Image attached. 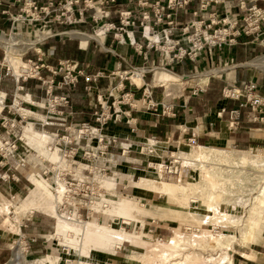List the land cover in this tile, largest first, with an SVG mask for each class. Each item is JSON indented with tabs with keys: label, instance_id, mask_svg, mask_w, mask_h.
<instances>
[{
	"label": "rangeland",
	"instance_id": "obj_1",
	"mask_svg": "<svg viewBox=\"0 0 264 264\" xmlns=\"http://www.w3.org/2000/svg\"><path fill=\"white\" fill-rule=\"evenodd\" d=\"M14 1H15L14 4L17 7H19L20 10L16 13L14 12L8 13L9 20L4 25V27L0 29V33L3 32L4 34V38L0 40V46L5 45L8 48L7 50L8 55L6 57V61L4 62L5 53L3 51V48L0 47V52L1 51L3 52V56L1 58V64H0V69H1L0 71L3 72V78L0 84V91L7 93L6 105H8L6 108L7 109L6 114L5 112L3 114H0V141H1L0 168H2L0 169V239L3 241L2 242L3 246L2 248H0V253L2 249L6 250V252L3 255V258L6 256V259L3 263L1 262L0 264H13L12 258L14 257V253L18 246L22 247L21 251H22V258L24 264H39L36 259L41 258L45 255L48 256H45L40 260L42 264L45 262H50L49 261L50 259L56 261L57 264H76V259H78L79 257L80 248L78 246L77 248H73V247L69 248L64 244L60 243V239L55 233L56 219L54 213L52 212L53 210L57 209L56 211L62 214L61 212H66L69 209H73V207L69 206L67 203L62 206L61 212L58 211L57 200L51 196H47V194L44 193L45 192L44 190L36 191V196H35L36 200L40 201L41 199L43 203L42 206L43 208L41 210L39 211L33 210L32 212L30 208L23 207V204L30 200L28 197L31 195L32 190L36 188L34 180L41 179V177L37 175V172L35 174L33 173V171H37L39 169V165H37L39 164L38 162L39 161L42 162V160H40L37 156L38 155H40L41 157L45 156V154L41 153L39 145L33 140H30L29 138L27 141L30 146L27 147V144L24 141L22 142L24 146H21L20 138L23 136L25 127L30 125L29 123L32 122L36 128L35 129L36 131L40 133H45L46 131H48L45 133L47 135L49 132L50 133L59 132L60 135H63L65 134V130H64L65 127L60 125V123H62V120L58 119L59 116L57 114L48 111L49 104L47 103V101L45 102L44 100H42L44 97L39 99L34 98L35 103H33L29 99H26L27 96L29 97V94L26 93V90H24V88H22L21 85H19L16 82L17 73L19 74L23 73L24 75L33 73L31 65L27 63L28 59L24 58V62L26 63L27 67L25 66L24 62L23 65H19L20 67L18 70L22 68L24 69V70L22 69L21 72H18V70L12 64L10 59L11 57L13 56L15 57L17 55L21 57L22 54L21 51L25 50V49L22 50L19 49L18 44H23V48H27V49L32 46L36 48H40L39 47L40 44L43 45L45 42L51 40V42H54L57 45V50H58L57 54L60 57L58 59L57 64L59 65V62L62 61L61 64H63L62 66L64 67L63 72H65L68 67V62L63 63L66 59H61L64 58L62 57L63 56L62 52L65 48L64 45L71 43L70 44L71 46L76 44L78 47L79 46L82 47L81 41L73 37L72 34H70L69 32L73 30H77L94 35V38L91 39L95 41L98 47H102L103 42L105 40L104 37H106V34L104 33H109L108 28L112 24L108 22L107 18L109 16V11L107 8L104 7V5H106L108 2L112 3L113 0H53V4H51L49 8L47 3L48 1L51 0H47V3L43 6V8L38 7L37 10L34 7L33 8L29 7L28 0H14ZM82 2L84 4L83 7L80 5ZM237 3L238 0H233L232 9L234 8L239 9ZM87 10H89L88 11L89 16L86 15L85 11ZM186 13L187 12H184L185 15ZM19 14H22V16H20ZM233 15L237 16L238 12H234ZM85 21L93 22V24L88 28L87 31L82 27H80L81 23H84ZM53 22H57L60 25H57L56 27L53 28L52 27ZM125 30L122 31L121 29H116V28L112 30L114 31V39L116 40L115 48H118L117 45H120L118 49H114L115 51L111 52L115 57H119L118 54L127 57L124 48H128V47H131L132 49L135 48V46L133 48V46L130 45L131 42L129 40L127 41L124 40L123 34H127L125 32L129 31L128 28ZM258 38L259 36H256L254 42H252L248 47L247 55L253 56L249 60H253L258 56L261 57L264 56V40ZM8 41L9 42L12 41L13 43L12 42L8 43ZM35 43H37V45ZM146 43H147V39H146ZM10 45L11 46L14 45V46L9 48ZM166 46L167 45H164L163 48L166 49ZM85 48H87V46ZM136 49L140 51V56L139 55L138 56L141 57L142 55L144 57L145 52H142L143 49L139 47H137ZM26 50L23 52L25 53ZM220 51H224V49ZM161 53H162V57H164V62L166 64L167 63L166 53L165 51H162ZM48 56L49 54L46 53L44 58ZM202 58H203L202 61H200V63L197 64L198 66L192 70V73H189V75H194V76L200 75L199 80L202 77V74H204L205 72L216 71L212 73L214 74L220 71L219 68H227L226 70H223L221 73H219L220 76L218 75L212 78L210 76L211 79L214 78L216 79L217 82H222V79H226L227 73L236 69L234 65H238V63L236 62L233 63L231 62V55L228 52V49L225 51V53L224 52L219 53V51L213 50L208 56H204ZM130 63L132 65V67L129 68L130 73L127 75L123 74L124 77L131 76V73L133 75L134 71H137L138 72L137 74H140L138 68H142V69L147 68L148 71L144 75H146V77L148 76L150 77V80H147L149 81L148 83L151 85H158L154 83L153 78H154V74H156L157 71L160 70V68L164 69L163 67L164 63L162 60L159 61L157 65H154V63L144 64V62L140 58H137ZM170 66L171 65L166 64L165 68L168 69ZM157 67H159V69H157ZM245 67H246L244 71L245 77L250 78V76H252L254 73H256V75L258 73H262L261 77H264L263 69H258L257 67L250 65H247ZM85 69L91 71L93 69L92 64H90L89 62L86 63ZM123 71L124 68L121 69L116 68L113 71L104 72L102 76H104L105 74L104 77H109L110 75L109 79L114 80L115 77L120 78L121 77L119 76L121 74L120 72ZM186 78L188 77L186 76ZM197 79L198 77L189 78L185 80L187 82H185L184 84L180 86H174V88L171 87L172 90L169 92L171 93L169 95H167L168 88L166 86L158 85L159 89H161L158 95L161 100L163 99L170 100L172 98H176L183 91L184 87H188V85L191 88H199L197 85L198 84ZM125 81H128L129 83L130 82L133 83V80L129 78H125ZM113 85L114 86H112L111 84L110 88L118 86L119 82L118 83L116 82ZM133 85L135 86V84ZM262 85L264 89V83ZM201 86H204V84H202ZM45 87H47V84L40 83L33 90V92L35 91L37 92V90L41 91V89L45 91ZM144 87L146 89L145 93H148L149 85H145ZM37 94L38 96H41V92L40 93L37 92ZM122 97L121 99H123ZM17 98L20 102L21 107L28 108L33 111H29V113L24 114L18 107L15 106V100ZM63 123H66L65 125L72 124L69 120L68 122L63 121ZM25 133L26 135L30 134V133L27 134L28 132L26 131ZM122 140L124 142H129L127 139H122ZM16 144L18 145L17 149H15ZM202 145L211 146L212 144L205 143ZM193 146H197V144H193L192 146H187L185 144V147L182 145L179 151V153L183 155L181 152V150H183V152L185 153L183 156L186 157L190 162L189 164L190 166L186 164L188 165L189 168L185 170L183 176L178 179L165 178L163 179V181L165 180L167 182H172V183L181 182L184 184L189 183L192 186L191 189H189V193L190 195L193 196L192 198H194V200L181 199L175 203H171L172 202L171 200L167 199L164 194L158 193L157 190L153 187L141 188L135 186L134 184H131V186H129V180H134V179H132L128 175L129 168L125 164H127L130 167H135L137 165L129 164V162H126L124 160H119L118 162L120 165L118 166V168H113L112 171H109L108 175L113 176L114 181L118 183L117 186L115 185V189L112 190V193L114 192L116 196L115 197L112 195L109 196L110 200L128 198V199H132L142 208H145V213H142L140 215L134 214L135 217L134 219H131L130 224H127L129 222L126 219H122L126 221V223L121 222L122 227L125 228L127 233L131 234L132 236H135L134 234L136 233L139 234V229L141 228L144 229V227L141 224L146 225L148 227H146L145 230L147 231L150 237H148L147 239H142L137 237V239L136 238L134 239L135 242L137 243L134 242L131 243L132 246L130 244L129 246L121 245L122 249H117V250L125 254L122 256V258H117L108 254L107 255L102 254V252H106V251H104L97 244L96 245L97 251L93 252L94 257L96 259L106 260V258H104L106 256V257H110V259H108V262L113 264H118V263L119 264H160L161 258L158 255L155 256L157 258H155L154 256L147 257V255L151 254V252L149 250L145 251L144 248L153 244L154 240L152 239L151 236L159 239L161 242H167L171 236L175 235L176 232L175 230L182 232V236H183L182 238H184V240L182 239V241L180 242L181 245L189 248L187 251L185 250V252L184 250H182V252L188 253L189 251L192 250L195 251L196 254H200V255L202 254L203 256L207 257L212 254H215L216 252H219L220 254L222 253V251L220 250L216 251L214 247H212L211 245L213 241L212 238L210 239L211 237L210 233H215L211 229L213 228L212 225H216V224L222 225L218 228V230L221 231L219 232L221 234H233L237 232L238 234H242V231L248 228L249 223L247 219L249 217V214L251 213V208H253L254 205L258 206L260 203L259 200L256 199V195L258 194V191L260 190V187L262 186L264 181V178L262 177L264 175V169L262 167H257L252 163H248L245 165L243 164L238 165L236 162L238 161L237 159L238 153L241 151L237 152L236 150H250L245 152H250L252 156L257 157L259 160H263L264 149L261 148L262 149L261 150L259 148V151H257L258 149L256 147L252 149L237 148L236 150L234 147H232L231 149L227 148L228 155L226 156V158L228 159V162L225 163L227 165L226 167H222L221 169L215 170L214 166L203 164L200 166L201 167L200 170L198 165L197 167H194L196 166L194 165L195 160L192 158L190 159L188 158L187 151L192 153L191 150L193 149ZM44 165H47L46 161H44ZM34 166H36V168ZM145 166L148 167L146 162H144L142 165H139L138 167L145 169L146 168ZM43 169L46 168H44V166L41 165L40 171L42 172ZM6 172L10 175V178L7 177ZM113 172L115 173L113 174ZM14 174H17V176L20 175L22 181L18 182L17 180H14L13 178ZM147 174H149L147 171L141 173L139 176L135 178L136 182H139L140 178L146 176ZM2 176L6 177V180H3L1 178ZM28 177L30 178V180ZM48 177L51 178L52 174H49ZM155 177L157 178L156 175ZM209 179H211L212 181ZM234 179L238 181L235 182V185H234V181H235ZM239 179H241L242 181H240ZM104 180L112 181V179H107V178ZM198 184L202 186L200 185L198 186ZM194 185H196L199 188H194L195 187ZM213 186L215 188H213ZM201 187L203 189H201ZM212 191L222 196L223 208L227 211L228 214H230L229 215L230 219L226 221L221 220L222 218H220L221 217L220 215L209 211L208 209L209 201L206 199H207V195ZM56 197L58 198L57 195ZM198 197L202 199L200 198L198 199ZM192 201H197V202H192ZM98 202L96 201L95 203L90 205V210H92L91 208H94L95 204H97ZM172 204H176L175 208L172 207ZM8 208L10 210H8ZM101 208L104 210L105 209L108 210V208H103V207ZM168 208L170 209L168 210ZM152 209H156V210L159 209L158 211L162 213V216L154 215L155 212H153L152 214L149 213V211H152ZM7 211H9V213ZM105 211H101L99 213H93V214L97 216L101 214V216L98 217L97 220L101 223L107 222L109 223V225H112L115 217L107 216L104 214L102 215V213H104ZM84 214H85V219H83L84 221L91 219V218L88 219L86 217V210H84ZM64 215L71 216L75 219L77 216L74 210L71 213H66ZM135 219H139L140 221L137 222ZM259 225H258L259 228H255V234L252 240L239 238L233 241L231 247L232 251L235 250L234 244L237 242L240 243L241 245H246V246L258 242L257 239L260 236H262L264 233L263 231L264 209L260 213ZM225 226H231V228L226 229ZM187 227L188 229L191 228V230L188 231ZM183 231H185V233ZM61 237L62 236H60V238ZM197 237L201 239L199 240ZM126 240L127 238L125 237L123 238L122 241H126ZM194 240L200 244V245L198 244V247L200 246L199 249H193V246L190 245ZM209 243L211 246L209 245ZM148 248L149 247L145 249ZM237 248L240 247L237 246ZM70 249L72 256L71 255L67 256L69 260L67 261L66 258H62V257H64V253H69ZM141 249H143L146 256L140 257V255L142 254ZM132 252H135L136 254H133ZM106 253H111V252L107 251ZM133 255H137V256L133 257ZM60 257L61 260L58 259ZM128 258L129 259L132 258V260H129ZM188 264H194V263H188Z\"/></svg>",
	"mask_w": 264,
	"mask_h": 264
},
{
	"label": "crops",
	"instance_id": "obj_2",
	"mask_svg": "<svg viewBox=\"0 0 264 264\" xmlns=\"http://www.w3.org/2000/svg\"><path fill=\"white\" fill-rule=\"evenodd\" d=\"M14 2H15L14 0H3L0 11V29L3 28L4 25L8 22L9 20L8 13H13V12L16 13L20 10V8L17 7L14 4ZM37 2L40 5H45L47 3V0H37ZM246 2L248 7L256 4L258 7L264 8V0H246ZM227 4L231 8L226 9L224 4H219L215 8L209 9L207 12H202L200 14V18L209 19V15L213 13V11H215L218 18L225 17L226 15H228V18L230 20H238L239 21L238 26L243 27L245 25L244 17L247 15V12L239 11L240 8L232 9L233 0H228ZM80 5L83 7L84 6L83 2ZM104 7L107 8L109 11V16L107 18L108 22L113 23L117 27L121 26L120 16H119L120 11L122 10L132 11L133 18L137 21L138 25L134 27H129L128 30L133 31V37L136 43L135 44L130 43V45L133 46V48L135 46V48L134 49H132L131 47L124 48L127 57H124L118 53L117 54L119 57H115L111 52L115 51L114 49H118L120 45H117L118 48H115L116 40L114 39V31H111L106 34V37H104L105 40L103 42L102 47H98V45L92 39L88 40V44L86 45L87 48L85 47L83 48L81 46L78 47L76 44L71 46L70 45L71 43L64 45L65 48L62 52L63 55L62 57L64 58L61 59H72L78 61L79 63L78 68L82 70L84 73L83 75L79 76L78 85L72 96L73 114L69 117V121L73 124L84 123V122L95 123L94 113L97 109H101L102 104L107 102V105L111 106L112 110H114V104H115L117 110L120 111L122 121L121 122L110 121L106 125L105 130L108 135L116 136L120 140L127 139L129 142L128 143L125 142V143L131 145L132 147V153L128 156L130 160L129 162H133V164L135 163L134 165L137 166L130 167L127 164H125L129 168L128 175L132 179H134V180H129V186H131V184H134L136 182L135 178L137 176H139L141 173H144V169L139 168L138 166L146 162L147 158L140 155L138 153V149L139 146L147 138L151 136H157V138L162 141V143L159 144V148H160L159 152L164 157L162 161H165L166 155H168L170 152L180 151L182 145L185 147V144L187 146H192L193 144H197V146H193V149L191 150L192 153L188 151L187 153L189 159L192 158L195 160L194 165L196 164V166L194 167H197L198 165L200 170H201L200 166L203 164L211 166L209 161L213 158L215 153H219L221 157L223 156L222 158H220V161L227 163L228 159L226 158V156L228 155L227 154L228 151L227 149L224 148L234 147L236 150L237 148L252 149L256 147L258 149L257 151H259V148L264 149V109L262 111H252L251 107L241 108L240 125L238 126L237 129L233 130L229 126V113L233 109L240 108V102L238 100L227 98L224 96L225 88H231V87L240 88L242 87V84L244 82H250V81L255 82L257 84L258 87L256 89V93L264 96V89L262 85L264 83V77H261L262 73H258L257 75L256 73H254L252 76H250V78L245 77L244 74L246 68L245 66L250 65L248 64V62L252 60L249 59L253 57L247 55V50L249 45L252 42H254V39H256V35L243 34L237 38L238 43L234 49L231 50L230 48L225 47L224 51L217 50L219 51V53H223V52L225 53V51L228 49V52L234 58V62L238 63L236 69L227 73L226 79H222V82H217L216 79L209 78L208 83L204 84V86H201L202 84L199 83L200 75L198 76L189 75V73H192V70L198 66L197 64L200 63V61H202L203 58H200L196 62L186 58L182 62L174 63V71L172 73H175L180 76L188 77V78L184 77V79L178 83L170 84L165 82H159L156 79V74H154V78H153L154 83L160 86H166L168 88L167 95L171 94L169 93L172 90L171 87L174 88V86H180L185 82H187L185 80L189 78L198 77L197 85L199 88H191L188 85V87H184L183 91L176 98H172L170 100L168 99L161 100L158 95L161 89H159L158 85L149 84L148 83L149 81L147 80H150V77L149 76L146 77V75H144L148 71L147 68L144 69L138 68L139 73L141 74L140 76L141 83L136 82V80L134 79V76L138 73L137 71H134L133 75L131 73V76L128 77L127 76L124 77L123 75V74L127 75L130 73L129 68L132 67L130 62H133L137 58H140L144 62V64L154 63V65H157L161 60L165 64L164 57H162V53L159 49L160 47L158 49H156L155 47L154 48L148 47L146 43V39L142 36V28L139 25V22L141 20V8L138 6L137 0H113L112 3L108 2L106 5H104ZM197 7H198L197 2H194L190 6L191 11L187 12L186 15L181 14L179 16V21L182 25H184L187 21L193 19V15L191 12ZM2 10L6 12H3ZM88 11L89 10L85 11L87 16H89ZM232 12L233 13L238 12V15L235 16L233 15ZM87 22L88 21H85L80 25V27H82L86 31L93 24L92 21L88 23ZM57 25L60 24L57 22L52 23L53 28L56 27ZM151 25L152 26L154 25L156 30H161L162 28L165 27L164 24H160V25L156 24L154 18H152ZM259 33L260 35L258 39L264 40L263 37L264 23L262 24ZM123 36L126 41L129 40L126 34H123ZM139 45L143 46L142 49L144 51L142 50V52L146 53L147 58L143 57L142 55L141 57H139L140 51L136 49L137 47H139ZM41 47L44 52L49 54L48 57L39 60L37 54L34 51H30L24 58L33 59L34 61H37L39 64H43L44 67L42 68V75L44 77H50L51 73L47 69V66L56 67L58 63V59L60 58L57 54L58 52L57 45L56 43L51 42L50 40L48 42H45L43 45H41ZM2 56H3V52L1 51L0 60ZM259 57L261 56H258L256 58ZM88 62L93 66V69L91 71L85 69V64ZM250 66H255V65H250ZM116 68L119 69L124 68V71L120 72L121 73L119 75L121 76L120 78L115 77L114 80H111L109 79L110 75L109 77H104L105 76L104 74V76H97L96 79H94V77L99 72L102 73L110 72ZM157 69H159V67H157ZM164 69L168 70L166 68ZM20 74L17 73V75ZM61 76L62 75L59 74L56 76V78L59 80L61 79ZM88 76L93 77V79L91 81H87L86 77ZM2 78H3V72L0 71V84ZM125 78H129L133 80V83L132 82L129 83L128 81H125ZM116 82L117 83L119 82V85L110 88V85L112 84V86H114L113 84ZM39 84L40 81L34 78H30L28 80L20 79L19 81V85L23 86L24 90H26V93L31 95L32 99L29 98L28 96L26 97V99H29L30 101L34 100V98L39 99L45 97V91L43 89H41V91L37 90V92L39 93L41 92V96H38L36 91L33 92V90ZM133 84H135V86ZM145 85H149L148 92L149 91L151 92V97L147 98L146 102L151 100L152 102L158 103V109L156 111L148 110L142 105V102L145 99L144 96L148 94L145 93L146 91L144 87ZM87 86H91V89L88 90ZM195 89L198 90L197 93H194ZM63 91L64 90L59 88L54 89L55 93H62ZM127 94L128 96L133 97L132 100L130 101L131 104L128 102L121 101V97ZM6 99H7V93L0 91V114H3L4 112L6 114L7 112L6 108L8 105H6ZM163 103L173 104L176 115L173 116L164 113ZM135 104H137L136 107H134ZM15 106L18 107L24 114L29 113V111H33L31 109L21 107L18 98L15 100ZM29 124H33V123L30 122ZM28 126L25 127V131L28 132L27 134L29 133L30 134L26 135L24 131V136L36 142L39 145L41 153L50 157V153L47 150L46 144L42 146L40 141L37 140L36 137H32L33 133L26 129ZM34 129L36 128L34 127ZM49 137L52 139L51 135H49ZM51 139H49V142ZM205 143L206 144L210 143L212 145L211 146L202 145ZM109 150L114 153L120 152V149H118L114 145H111ZM236 151L238 152V151H250V150H236ZM181 152L183 155L185 154L183 150H181ZM51 158L57 160L59 156H55ZM33 173L35 174L36 171H33ZM153 174L154 176L155 175L157 176V179L163 180L157 174L155 173ZM107 179H112L111 182L113 183L111 184H113V186L111 187H115V185L116 186L118 185V183L114 181V177ZM20 181H22L21 178ZM192 202H197V201H192ZM91 209L93 210V208ZM123 223H126V221H123ZM258 225L256 226L257 228H259ZM212 226L213 228L211 229L214 232H221L218 230V228L222 225H212ZM225 228L226 229L231 228V226H225ZM123 229L125 230V228ZM257 240H258L257 243L248 246L241 245L238 242L235 243L234 244L235 250L230 251V254H232L231 259L233 264H264V233ZM2 242L3 241L0 239V248H2L3 246ZM114 242L115 244H120V247L116 249H122L121 244L123 246H129V244L131 245V243L128 242L127 240L122 241L120 238L118 239L115 238ZM237 246H239L240 248H237ZM145 248H144L145 251L149 250ZM141 250H142V255H140V257H144L145 255L143 253V249ZM5 252L6 250L2 249L0 253V263L1 262L3 263L6 259V256L3 258ZM132 253L136 254L135 252ZM102 254H106V255L108 254L117 258H122V256L125 255L123 252H120L118 250L116 253L102 252ZM69 255L72 256L71 249L69 251V254L64 253V257L62 258H67V256ZM136 256L137 255H135V257ZM43 257L36 259L39 264H42L40 260ZM104 258H106V256ZM107 258L110 259V257ZM129 260H132V258ZM43 264H51V263L45 262Z\"/></svg>",
	"mask_w": 264,
	"mask_h": 264
},
{
	"label": "built area",
	"instance_id": "obj_3",
	"mask_svg": "<svg viewBox=\"0 0 264 264\" xmlns=\"http://www.w3.org/2000/svg\"><path fill=\"white\" fill-rule=\"evenodd\" d=\"M28 1L29 7H34L36 10L38 7L43 8L44 6L39 5L37 0ZM227 1L228 0H137V4L141 8V20L139 25L141 28L143 27L142 36L147 39L148 47H155L158 49L160 46V51H165L167 58L166 64L171 65L168 68L171 72L174 71V63L182 62L186 58L196 62L200 58L208 56L213 50L220 51L225 47L231 50L234 49L238 43L237 38L243 34L259 36L262 24L264 23V8L258 7L256 4L248 7L246 0H238L237 3L241 11L247 12V15L244 17L245 25L243 27L238 26V20H230L228 15L218 18L215 11L209 15V19L200 18L202 12H207L209 9L215 8L219 4H224L226 9L231 8L227 4ZM2 2L3 0H0V11ZM194 2H197L198 7L191 12L193 19L182 25L179 21V16L184 14V12L191 11L190 6ZM47 4L49 8L50 5L53 4V0L48 1ZM19 15L22 16V14ZM152 18H154L156 24H164L165 27L161 30H156L154 25H151ZM120 21L121 26L117 27L112 23L108 28L109 32L114 30V28L124 31L129 27L138 25L137 21L133 18L131 10L120 11ZM147 28L149 34L153 36L161 35V38H159L158 41L153 40L146 34ZM125 33H127L126 36L131 43L135 44L136 41L133 37V31H127ZM35 44L37 45V43ZM164 45H167L166 49L163 48ZM0 47L3 48L5 53V62L8 55V48L5 45ZM18 47L21 50L27 49L23 48V44H18ZM39 47L40 48L34 46L29 47L25 53L23 52L25 50L21 51V59L24 61V57L33 50L37 54L39 60H42L46 52L42 50L41 44ZM142 47V45H139V48ZM144 57L147 58L146 53ZM65 62H68V67L65 72H63L64 67L62 66L63 64H61L62 61H60L57 67L47 66L51 75L50 77H44L42 75V68L44 65L39 64L33 59H28L27 63L31 65L33 73L28 75H24L23 73L17 75L16 80L19 84L21 78H23L22 80L34 78L39 80L41 84H47V87H45V97L42 100L45 102L47 101L49 104L48 111L57 114L59 116L58 119L62 120L60 125L65 127V134L63 135H60L59 132H51L55 140L51 143L50 148L51 150L59 149V153H62L70 166L65 168L61 173H58V171L54 169V164L46 159L44 160L47 163V165H44L46 169H43L41 174L55 187L57 186L56 177L65 182L70 191V201L67 203L69 206H72L74 210H77V218L83 220L85 219L84 210H86V217L88 219L91 218L90 216L92 213L88 207V203L91 204L94 201L102 199V194H108V190L105 187L99 186L100 184L96 176L98 174L101 176L108 175L109 171H112L114 166L119 164V160L129 162L128 156L132 153V147L118 137L106 133L105 128L110 121H122L120 111L117 110L115 104L114 110L111 109V106L107 105V102L102 104L101 109H97L94 113L95 123L84 122L77 124L72 123L69 125L63 123V121L68 122L69 117L73 114L72 96L75 92L79 76L84 74L83 71L78 68V61L66 59L63 63ZM231 62H234L232 55ZM166 64H163L164 68ZM236 66L237 65H234V67ZM219 69L220 71L212 74L211 78L218 76L219 73L227 68ZM59 74L62 76L61 79L58 80L56 76ZM102 75L103 73L99 72L94 79ZM86 79L87 81H91L93 77L88 76ZM21 87L23 88V86ZM257 87L255 82L250 81L244 82L240 88L231 87L224 89L225 97L240 102V108L233 109L229 113V126L231 129H237L240 125L241 108L251 107L252 111H262L264 109V96L256 93ZM55 88L64 91L62 93H55ZM87 89L90 90L91 86H87ZM197 92L198 90L195 89L194 93ZM150 97L151 92L149 91L148 94L144 96L145 99L142 105L148 110L156 111L158 109V103L152 102L151 100L146 102V99ZM29 98L32 99L30 94ZM122 98V102L131 104L130 101L133 97L127 94L123 95ZM32 102L35 103L34 100H32ZM136 105L137 104H135L134 107H136ZM163 112L173 116L176 115L173 104L163 103ZM20 141L21 146H24L22 144L23 141L27 144L26 137H21ZM160 143H162V141L159 140L157 136H151L139 146L138 153L147 158L146 163L148 167H155L154 165L161 163L163 165L164 178L178 179L182 177L185 170L189 168L185 160L179 156V151H172L166 155L165 161H162L164 157L159 152ZM111 145L120 149V152H111L109 150ZM17 148L18 145L16 144L15 149ZM129 163L133 164V162ZM49 174H52L51 178L48 177ZM6 175L10 178L7 172ZM1 178L6 180L4 176ZM13 178L14 180L20 181L21 177L20 175L17 176V174H14ZM73 209H69L66 212L69 213V211ZM66 259L69 261L68 258Z\"/></svg>",
	"mask_w": 264,
	"mask_h": 264
},
{
	"label": "bare ground",
	"instance_id": "obj_4",
	"mask_svg": "<svg viewBox=\"0 0 264 264\" xmlns=\"http://www.w3.org/2000/svg\"><path fill=\"white\" fill-rule=\"evenodd\" d=\"M69 33L72 34L73 37H75L81 41L82 47H86V45L88 44V40L91 38H94V35H91V34H88V33L82 32V31L73 30V31H70ZM146 34L148 36H150L153 40H156V41H158L159 38H161L160 35L152 36L151 34H149L148 28L146 30ZM3 38H4V34L0 33V40ZM11 42L12 41H10V42L8 41V43H11ZM13 46L10 45L9 48H11ZM10 61L12 62V64L15 66V68L17 70L20 67L19 65H23V62H24L19 55L15 56V57L14 56L11 57ZM24 64L26 66L25 62H24ZM248 64L255 65L256 67L264 70V56L256 58V59L248 62ZM25 66H23V67H25ZM22 69L18 70V72H21ZM213 72H216V71L205 72L204 74H202V77L200 78L199 83H201V84L208 83L209 78ZM140 76H141V74H136L134 76V79L138 83H141V77ZM184 77H186V76H180V75H177V74L172 73V72L165 70V69H160L156 73L157 81L170 83V84L178 83V82L182 81L184 79ZM27 130H29L33 133L32 137H36V139L40 141L42 146H44L46 144L47 150L50 153V157H48L47 155H45L44 157H41L40 155L37 156L40 160H42V162H40V161L38 162L39 164H37V165H39V169L36 171L38 173V176L41 177V179H35L34 180L36 188H34V190H32L31 195L28 197L30 200L28 202L24 203L23 207L24 208L25 207L30 208V210L32 212H33V210H38V211L41 210L43 208L42 207L43 203H42L41 199H40V201L36 200L35 196H36V191L44 190L45 191L44 193H46L47 196H51L57 200L58 211L61 212L62 206L70 201L69 188L66 186L65 182L62 179H59L58 177H56L57 186L55 187L54 185H52L49 182V180L41 174L40 166L41 165L44 166V160H46V158H47L49 161H51L54 164V169L56 171H58V173H61L62 171L65 170V168L69 167L70 164L68 161L65 160V157L62 155V153H59V151H60L59 149H56V150L52 149L51 150V148H50L51 143L55 140L51 133H48V134L52 136V139L49 137V135L45 134L46 132L45 133L37 132L33 128V124H30L29 127L27 128ZM22 137H24V133H23ZM26 138L28 140V137H26ZM49 139H51L50 142H49ZM31 142H33V141H31ZM0 143H1V141H0ZM28 146H30V145L28 144V141H27V147ZM224 149H227V148H224ZM178 154L180 157H182L185 160L186 164H188V165L190 164V162L188 161V159L186 157H184L180 153H178ZM55 156H59V158L57 160H54L51 158V157H55ZM43 158H45V159H43ZM220 158H221V155L219 153H215L213 158L209 161L210 164L212 166H214L215 170L221 169L222 167L227 166L223 161H220ZM237 159H238V161L236 163L238 165H240V164L245 165L248 163H252L253 165H255L257 167H262L264 169V159L259 160L257 157L252 156L250 152H245V151L239 152ZM119 165L120 164H118L116 167L114 166V168H118ZM154 166L155 167H146L144 169V171L149 172V174H147L144 177H141L139 182H135V183L132 182V183H134L137 187H141V188L142 187L143 188H145V187L155 188L158 193L164 194L167 199L171 200L172 201L171 203H175L181 199L182 200H185V199H193L194 200V198H192L193 196L190 195V193H189V189H191V187H192L189 183H185V184L181 183V182L180 183H172V182L159 180L154 176L153 173L157 174L161 179H165L164 175H163V165L161 163H158L157 165H154ZM34 167L36 168V166H34ZM114 173L115 172H113V174ZM211 176H213V175H211ZM262 177L264 178V175ZM96 178L100 184L99 186L105 187L108 190V194L107 195L102 194V199L97 200V202L98 201H101V202H98L97 204H95V206L92 210L94 212L91 211V213H92L91 219L85 220V221L78 219L77 218L78 212H77V210H74V209L73 210L75 211V213L77 215L76 219L71 217V216L64 215L68 212H61L62 214H60L56 211L57 209L52 211L54 213L55 219H56V225H55L56 232L55 233L59 237L60 243L64 244L65 246H67L69 248H72V247L77 248V246L80 248L79 249V257H78V259H76V264H80V263H83V264H113V263L108 262L107 257H106V260H99V259H96L94 257L93 252L97 251V249H96L97 244L106 252L111 251V253H116L117 252L116 248L120 247V244H115V242H114L115 238H117V239L120 238L121 240H123V238L126 237L128 242L137 243L134 240L135 238L137 239V237L142 238V239H147L148 237H150L148 235L147 231L145 230V228L147 227L146 225L141 224L144 227V229H142V228L139 229V234L136 233V234H134L135 236H132L131 234L127 233L121 225V222L124 221L122 219H126L129 223H131V219H134V217H135L134 214L140 215L142 213H145V208H142L139 204L135 203L132 199H128V198H120V199H116V200H110L109 196H111V195L114 197L116 196L114 192L112 193V190L115 189V187H111V186H113V184H111L113 182L108 181V180H104V179L113 178V176H109V175L101 176L98 174L96 176ZM209 180H211V179H209ZM234 180H235L234 181V185H235V182H238V181L236 179H234ZM239 180L242 181L241 179H239ZM199 185L200 184H198V186ZM194 186H193L194 188H199L196 185H194ZM200 186H202V185H200ZM213 188H215V187L213 186ZM201 189H203V188L201 187ZM202 192H204V191H202ZM55 193L58 196V198L56 197ZM44 198H46V197H44ZM199 198L200 197H198V199ZM200 199H202V198H200ZM222 199L223 198L220 194H216L212 191L207 195L206 200L209 201V205H208L209 211L212 213L220 215L221 216L220 218H222L221 220L226 221V220L230 219V216H229L230 214H228L227 211L223 208V200ZM256 199L259 200L260 203L258 206L254 205V207L251 208V213L249 214V217L247 219V221L249 223L248 228L243 230L242 234H238V232L233 233V234H221L219 232L210 233V235H211L210 239L212 238V241H213L211 243L212 247H214V249L216 251H218V250L222 251L221 254L219 252H216L215 254H212V255L206 257V256H203L202 254L201 255L196 254V252L192 251V250L189 251L188 253H184L185 250L187 251L189 248L181 245L180 242L182 241V239L184 240V238H182L183 237L182 232L175 230L176 231L175 235L171 236L167 242H161L159 239L151 236L154 241H153V244H151L150 246H147L150 248V249L149 248L148 249L151 252V254L147 255V257L148 256H150V257L154 256L155 257L158 255L161 258L160 264H188V263H194V264H233L232 259H231V254H230V251H232L231 247H232L233 241H235L239 238H245V239H251L252 240L254 237V234H255V228H257L256 226L259 224L260 213L264 209V181H263L262 186L260 187V190L258 191V194L256 195ZM95 202L96 201L92 202L91 204L88 203V207L90 208V205H92ZM175 205L176 204H172V207L175 208ZM109 206H111V207H109ZM161 206H162V204H161ZM101 207H103V208L109 207V208H108V210L105 209L106 210L105 211L104 209H101ZM176 208H179V207H176ZM156 209H152V211H149V213L152 214L153 212H155L154 215L162 216V213L158 211L160 208L158 210H156ZM169 209L170 208H168V210ZM8 210H10V209L8 208ZM73 210L69 211V213H71ZM101 211H105L104 213H102V215L104 214L107 216H114L115 217L112 225H109V223H107V222L101 223L97 220V218L100 217L101 214L97 216V215H94L93 213H99ZM7 212L9 213V211H7ZM163 212H165V211H163ZM206 218H208V217H206ZM218 218H219V216H218ZM135 220L137 222L140 221L139 219H135ZM204 221H205V219H204ZM215 221H216V219H215ZM217 221H220V220H217ZM204 224H206V223H204ZM187 230L190 231L191 228L188 229V227H187ZM183 232L185 233V231H183ZM60 236H62V237L60 238ZM192 236H194V235H192ZM195 237H196V235H195ZM197 238L199 240L201 239L199 237H197ZM186 239H187V237H186ZM62 240H63V242H62ZM202 242H204V241H202ZM198 244L199 243L194 240L192 242V244H190V245L193 246V249H199L200 246L198 247ZM209 245H210V243H209ZM21 250H22L21 246H18L16 248V251L14 253V257L12 258L13 264H24ZM182 250H184V252H182ZM143 253L146 256L144 251H143ZM155 258H157V257H155ZM58 259L60 260V258H58ZM49 261L53 264H57V262L53 261L52 259H50Z\"/></svg>",
	"mask_w": 264,
	"mask_h": 264
},
{
	"label": "trees",
	"instance_id": "obj_5",
	"mask_svg": "<svg viewBox=\"0 0 264 264\" xmlns=\"http://www.w3.org/2000/svg\"><path fill=\"white\" fill-rule=\"evenodd\" d=\"M119 16H120V13H119ZM121 22V21H120ZM72 60V59H71ZM58 66V64L56 65V67ZM78 82H79V80H78ZM77 85H78V83H77ZM77 85H76V87H77Z\"/></svg>",
	"mask_w": 264,
	"mask_h": 264
}]
</instances>
